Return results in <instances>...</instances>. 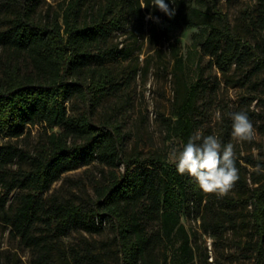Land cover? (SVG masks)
<instances>
[{
    "label": "trees",
    "instance_id": "1",
    "mask_svg": "<svg viewBox=\"0 0 264 264\" xmlns=\"http://www.w3.org/2000/svg\"><path fill=\"white\" fill-rule=\"evenodd\" d=\"M42 1L0 0V6L11 14L7 21L0 20V138L17 140L26 135L28 127H44L34 152L10 144L0 146V188L5 190L0 210L6 209L14 190L22 192L9 217L13 233L35 250L33 264H53L54 239L80 229L100 233L107 222L115 231L122 264H156V250L174 242L179 243L176 252L167 255L162 264H196L182 213L194 201L202 205L205 193L173 164L139 156L124 158V136L119 127L97 126L93 121L104 99L120 90L108 64L130 56L110 46L113 34L124 28L116 9L125 6L132 17L143 20L151 13L167 22L182 19L192 27L205 26L200 57L208 58L212 67L228 77L249 65L251 74L264 72V0H257L251 17L259 35L255 45L234 35L229 27L212 23L223 19L218 10L212 15L199 9L184 13L179 0H165L176 10L172 18L153 7L152 0H106L99 11L90 10L85 18V0H69L62 21L48 19L40 24L36 15ZM143 24L155 44L166 34L158 31L153 19ZM176 63L182 68L183 58L177 57ZM200 86L199 81L190 86L178 108L173 131L185 143L195 129L192 113ZM74 98L86 105L84 112L69 113L67 103ZM56 129L60 132H54ZM14 159L28 163L29 168L8 170ZM93 163L104 167L110 177L95 188L92 202L76 204L48 195L63 174ZM253 185L250 256L255 264H264V183L254 180ZM235 187H242L241 177ZM223 199L226 205L238 201L229 195ZM207 200V205H215L211 198ZM36 226L42 228V235L35 234Z\"/></svg>",
    "mask_w": 264,
    "mask_h": 264
},
{
    "label": "rangeland",
    "instance_id": "2",
    "mask_svg": "<svg viewBox=\"0 0 264 264\" xmlns=\"http://www.w3.org/2000/svg\"><path fill=\"white\" fill-rule=\"evenodd\" d=\"M69 0H43L36 15L40 24L59 18ZM106 0H85L84 17L99 11ZM179 9L189 13L199 9L214 14L218 10L223 19H213L217 26H227L234 35L255 45L259 41L251 17L254 16L257 0H179ZM122 16L123 29L115 32L110 46L127 51V59L118 58L108 64L118 80L120 90L109 95L97 108L94 124L97 126L115 124L124 136V158L139 156L169 163L167 142L175 138L182 142L173 131L178 108L190 86L201 84L196 96L192 119L195 121L193 134L216 135L223 144L235 145L242 187H235L227 195L237 199L236 205H226L223 197L205 194L202 205L196 201L182 213V223L188 230L195 252L196 264H255L251 258L250 245L253 240L250 211V189L253 181L264 183V174L251 171L257 162L264 163V72L251 74L252 65L233 71L224 77L209 64L208 58L201 59V45L207 32L205 26L192 27L184 20L167 22L159 18L155 22L158 31L165 36L157 44L151 42L144 20L134 18L125 6L116 9ZM10 12L0 6V20L7 21ZM154 20V19H153ZM155 21V20H154ZM177 57H182L184 66H177ZM2 52L0 49V59ZM69 113L80 114L86 105L77 98L67 103ZM244 111L251 119L254 140L238 142L232 138L231 114ZM52 132V131H49ZM59 133L60 129L54 130ZM44 136V127H28L20 139L0 138L1 145H14L34 152ZM170 164V163H169ZM29 164L18 159L12 160L7 169L17 171L28 169ZM123 173V168H120ZM107 170L93 163L81 166L62 175L48 195L60 201L89 204L95 198V188L108 181ZM21 190H14L8 197L6 209L0 210V263L33 264L36 255L30 245L13 233L9 217L18 205ZM5 195L0 188V197ZM211 198L215 205H207ZM13 206V209L12 207ZM219 223L215 226V223ZM155 225L153 230H156ZM36 235H42V228L36 226ZM115 231L107 222L100 233L73 230L67 236L52 239L53 264H122ZM179 243L160 246L155 254L156 264H162L166 256L171 257ZM170 262V258H167Z\"/></svg>",
    "mask_w": 264,
    "mask_h": 264
},
{
    "label": "clouds",
    "instance_id": "3",
    "mask_svg": "<svg viewBox=\"0 0 264 264\" xmlns=\"http://www.w3.org/2000/svg\"><path fill=\"white\" fill-rule=\"evenodd\" d=\"M152 6L169 18L176 14L175 8H170L165 0H152ZM146 19L159 22V18L153 17L151 13ZM231 119L232 138L238 142L251 143L255 129L248 114L244 111L232 113ZM167 148L168 162L176 167L179 174L191 177L205 194L226 196L240 179L235 145L231 142L223 144L216 135L196 132L186 143L173 138L167 142ZM251 171L258 175L264 174V165L257 163L251 167Z\"/></svg>",
    "mask_w": 264,
    "mask_h": 264
}]
</instances>
